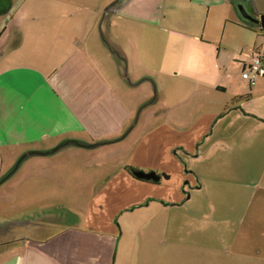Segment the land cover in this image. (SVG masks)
<instances>
[{"label":"crops","instance_id":"1","mask_svg":"<svg viewBox=\"0 0 264 264\" xmlns=\"http://www.w3.org/2000/svg\"><path fill=\"white\" fill-rule=\"evenodd\" d=\"M49 5L53 15L40 17ZM263 18L264 0L0 3L1 155L22 151L28 162L129 147L80 222L0 213V264H127L118 220L151 201L185 207L202 189L198 166L214 150L205 145L212 128L223 123L232 134L257 132L264 140V78L251 86L242 77L264 55ZM143 114L154 124L141 134ZM246 164L231 165L239 216L255 209L251 185L264 192V179L250 180ZM3 166L2 159L0 173ZM127 167L161 180L137 179Z\"/></svg>","mask_w":264,"mask_h":264},{"label":"rangeland","instance_id":"2","mask_svg":"<svg viewBox=\"0 0 264 264\" xmlns=\"http://www.w3.org/2000/svg\"><path fill=\"white\" fill-rule=\"evenodd\" d=\"M47 1L53 0H12L18 6ZM34 10L40 12L39 7ZM41 10L45 11L42 18L54 11L51 5ZM9 40L12 48L16 40ZM151 121L143 114L137 133L150 130ZM221 126L223 123L210 130L205 145L214 144V150L198 166L202 189L190 192L192 197L185 207L170 208L162 201H151L149 206L125 212L118 220L123 226L120 256L125 255L127 264H264V192L256 183L251 185L255 209L248 216L236 215L235 208L241 207L236 194L240 189L236 170L231 168L233 162L239 165L247 161L245 175L253 182L264 179V140L257 132L241 136L232 134L229 125L225 130ZM128 148L124 146L123 151L110 156V150L97 147L55 157L31 155L28 162H23L27 156L22 151L3 150L0 213H9L11 219L55 214L68 223L80 222L89 198L102 187L108 170L123 165ZM247 149L250 157L244 158ZM54 160L60 164L53 168L43 165V161ZM87 170L95 172L94 176Z\"/></svg>","mask_w":264,"mask_h":264},{"label":"built area","instance_id":"3","mask_svg":"<svg viewBox=\"0 0 264 264\" xmlns=\"http://www.w3.org/2000/svg\"><path fill=\"white\" fill-rule=\"evenodd\" d=\"M242 77L251 86L257 83L258 78H264V55L256 54L248 67L243 70Z\"/></svg>","mask_w":264,"mask_h":264},{"label":"water","instance_id":"4","mask_svg":"<svg viewBox=\"0 0 264 264\" xmlns=\"http://www.w3.org/2000/svg\"><path fill=\"white\" fill-rule=\"evenodd\" d=\"M1 167H2V155L0 152V170H1ZM134 175L139 179L148 180V181H151V180L159 181L161 179V177L159 175H156L155 173H145L143 171H136Z\"/></svg>","mask_w":264,"mask_h":264},{"label":"trees","instance_id":"5","mask_svg":"<svg viewBox=\"0 0 264 264\" xmlns=\"http://www.w3.org/2000/svg\"><path fill=\"white\" fill-rule=\"evenodd\" d=\"M127 170L130 172V174L131 175H133L135 178H137L135 175H134V173L136 172V171H138V170H136V169H134V168H132V167H127ZM137 179H139V178H137ZM140 180H142V179H140ZM161 180V179H160ZM159 180V181H160ZM152 182H158V181H152Z\"/></svg>","mask_w":264,"mask_h":264},{"label":"flooded vegetation","instance_id":"6","mask_svg":"<svg viewBox=\"0 0 264 264\" xmlns=\"http://www.w3.org/2000/svg\"><path fill=\"white\" fill-rule=\"evenodd\" d=\"M151 181H153V180H151ZM187 195H189V193H187Z\"/></svg>","mask_w":264,"mask_h":264}]
</instances>
